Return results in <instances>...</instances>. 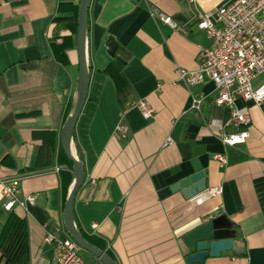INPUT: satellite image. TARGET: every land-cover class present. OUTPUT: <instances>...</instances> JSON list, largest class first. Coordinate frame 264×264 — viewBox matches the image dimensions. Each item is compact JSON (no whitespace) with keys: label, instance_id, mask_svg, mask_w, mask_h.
<instances>
[{"label":"crops","instance_id":"obj_1","mask_svg":"<svg viewBox=\"0 0 264 264\" xmlns=\"http://www.w3.org/2000/svg\"><path fill=\"white\" fill-rule=\"evenodd\" d=\"M228 0H90L86 55L89 86L78 115L73 147L85 178L73 202V221L93 246L117 264H187L182 235L213 220L241 251H224L205 264H264V112L238 97L251 121L243 143L225 146L218 130L230 108L216 104L209 78L186 86L177 68L198 66L199 46L210 39L196 16ZM79 0H0V180L19 177L26 208H3L0 239L9 217L26 223L28 255L14 264H48V234L71 238L64 205L73 182L72 161L61 146V129L77 84L75 31ZM170 15L185 31L163 23ZM55 31L64 45L53 48ZM60 37L58 41H60ZM117 45L111 49L110 42ZM264 83V71L251 81ZM202 96L200 109L192 97ZM153 108L144 118L134 105ZM124 126L125 131L117 129ZM170 137L172 143L165 144ZM192 153L184 157L180 143ZM223 151L220 166L214 153ZM204 170L206 189L187 197L172 188ZM220 194L201 199L208 188ZM85 264H104L80 246ZM3 255L0 253V256ZM0 264H9L6 256Z\"/></svg>","mask_w":264,"mask_h":264},{"label":"built area","instance_id":"obj_2","mask_svg":"<svg viewBox=\"0 0 264 264\" xmlns=\"http://www.w3.org/2000/svg\"><path fill=\"white\" fill-rule=\"evenodd\" d=\"M163 23L174 29L185 31L170 15L152 11ZM196 24L210 39L208 46H199L198 66L195 69L177 68L179 78L186 86H191L209 78L216 86L214 102L230 108V116L224 125L230 131L220 129L217 135L225 146L243 143L249 135L247 126L251 121L248 107H236L238 97L252 100L264 112V83L257 87L251 84L254 76L264 71V0H228L208 11H200ZM202 96L192 97V107L200 109ZM134 105L144 118H150L153 108L144 99ZM125 131L124 126H117ZM172 143L168 137L165 144ZM213 158L220 166L227 163L223 151L216 152ZM3 208L11 210L15 204L26 208L34 202V194L20 196L19 177L0 180ZM220 185L212 186L202 193L201 199L220 194ZM44 241L52 247L48 264H85L80 256V246L71 238H58L48 234Z\"/></svg>","mask_w":264,"mask_h":264},{"label":"water","instance_id":"obj_3","mask_svg":"<svg viewBox=\"0 0 264 264\" xmlns=\"http://www.w3.org/2000/svg\"><path fill=\"white\" fill-rule=\"evenodd\" d=\"M90 0H79L77 25L75 31V46L77 53V84L76 94L70 113L68 114L61 129V146L69 160L72 161L73 182L69 190L63 212L64 224L72 240L79 246L89 251L92 255L100 259L104 264H117L115 259L105 250L97 248L89 243L75 227L73 221L74 197L84 181L85 172L83 162L76 156L73 147V133L78 115L84 104L89 86V69L86 55V35L88 28V8ZM116 43L110 42L111 49H115ZM180 146L184 151L183 156L189 157L192 149L187 142H181ZM204 170L195 171L188 176L177 181L172 188L182 189L187 197L198 195L206 189ZM181 240L185 248L184 259L187 264H205L209 257H218L224 251H241L232 237L226 235V228L212 219L207 220L186 231ZM4 255L0 256V261ZM9 264H14L13 260L6 257Z\"/></svg>","mask_w":264,"mask_h":264},{"label":"trees","instance_id":"obj_4","mask_svg":"<svg viewBox=\"0 0 264 264\" xmlns=\"http://www.w3.org/2000/svg\"><path fill=\"white\" fill-rule=\"evenodd\" d=\"M58 33L55 31L53 38V48L64 45V38L60 37L58 41ZM259 190L264 194V185L261 184ZM26 223L23 219L16 216L9 217L4 228L3 236L0 239V253L9 257L15 262H22L28 255V241L26 232Z\"/></svg>","mask_w":264,"mask_h":264}]
</instances>
